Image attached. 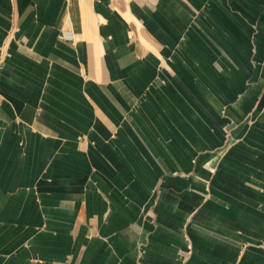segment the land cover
Masks as SVG:
<instances>
[{
    "label": "crops",
    "instance_id": "obj_1",
    "mask_svg": "<svg viewBox=\"0 0 264 264\" xmlns=\"http://www.w3.org/2000/svg\"><path fill=\"white\" fill-rule=\"evenodd\" d=\"M0 264H264V0H0Z\"/></svg>",
    "mask_w": 264,
    "mask_h": 264
},
{
    "label": "rangeland",
    "instance_id": "obj_2",
    "mask_svg": "<svg viewBox=\"0 0 264 264\" xmlns=\"http://www.w3.org/2000/svg\"><path fill=\"white\" fill-rule=\"evenodd\" d=\"M223 114L227 120H226V123H224L222 126V131H223V134L225 136L226 146H230V145L240 141L241 139H237L235 136H233V127L235 125L233 123V120L228 115H226L225 109H223Z\"/></svg>",
    "mask_w": 264,
    "mask_h": 264
},
{
    "label": "built area",
    "instance_id": "obj_3",
    "mask_svg": "<svg viewBox=\"0 0 264 264\" xmlns=\"http://www.w3.org/2000/svg\"><path fill=\"white\" fill-rule=\"evenodd\" d=\"M60 40L69 41L72 44L76 43L75 34L70 29L62 30L58 35Z\"/></svg>",
    "mask_w": 264,
    "mask_h": 264
}]
</instances>
